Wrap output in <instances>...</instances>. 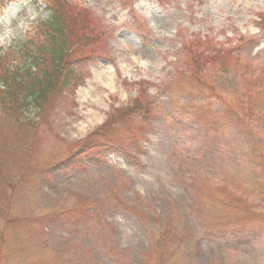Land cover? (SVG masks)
<instances>
[{"label":"rangeland","instance_id":"1","mask_svg":"<svg viewBox=\"0 0 264 264\" xmlns=\"http://www.w3.org/2000/svg\"><path fill=\"white\" fill-rule=\"evenodd\" d=\"M46 1L0 11V73L36 40ZM67 1L100 37L73 95L22 109L32 130L0 113V264H264V223L247 217L264 215V0ZM137 99L146 119L99 130Z\"/></svg>","mask_w":264,"mask_h":264},{"label":"trees","instance_id":"2","mask_svg":"<svg viewBox=\"0 0 264 264\" xmlns=\"http://www.w3.org/2000/svg\"><path fill=\"white\" fill-rule=\"evenodd\" d=\"M9 3L10 0H0V11L6 8ZM69 4L67 0L46 1L44 7L48 12V16L45 20L39 22L36 40L24 42L20 50V63L14 61V64L7 65L8 70L0 73V113L7 114L6 121L9 123L10 128L12 125L27 131L32 130L34 124H28L20 118L21 116L23 118L24 114L22 109L28 114L35 113V111L37 113L44 111L50 100L53 101L56 97L66 93L73 95L77 87L82 84L84 76H86L84 71L77 68V65L86 56L88 46L96 42L100 35H97L87 24H80L73 16V13L76 15V9ZM3 56L8 59L9 54ZM203 58L197 52H194L192 56V64H195L198 75H200L202 67L205 66ZM234 65H236L235 62ZM198 82H200V79L197 80ZM256 82L262 84L261 80H256ZM208 87L209 94L213 98L221 100L216 88L212 85H208ZM251 91L247 92V96L255 103L256 95ZM242 97V95L238 96L239 100ZM229 111L236 113L232 109ZM137 112L146 119L145 117L150 114L149 104L144 106L139 99L135 100L131 107L110 116L104 127L99 130L104 131L113 128L115 126L113 122L116 119L133 118ZM39 116L41 115L39 114ZM242 117L243 115L239 114L238 119L241 128L247 132V129L251 126L250 123L242 120ZM11 119H13V123H10V121L12 122ZM25 135H28V133ZM95 135L97 136V132L91 134L87 140H91V137ZM253 136L250 142H255L256 135L253 134ZM19 140L25 139L20 137ZM252 157L259 167L264 170V149L254 145ZM230 196V205L225 204V208L229 212L235 213V211L240 210L239 199L234 197V194ZM247 217L248 220L254 218L258 219L260 224L264 223L263 214H248ZM172 235L171 228L168 226L162 238L159 239L160 257L166 258L165 253H168V245L174 237ZM157 247L158 244L154 245L155 251Z\"/></svg>","mask_w":264,"mask_h":264}]
</instances>
